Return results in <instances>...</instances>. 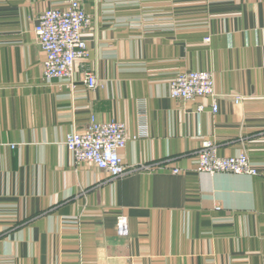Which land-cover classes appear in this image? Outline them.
I'll return each instance as SVG.
<instances>
[{"label": "crops", "instance_id": "obj_1", "mask_svg": "<svg viewBox=\"0 0 264 264\" xmlns=\"http://www.w3.org/2000/svg\"><path fill=\"white\" fill-rule=\"evenodd\" d=\"M66 2L0 0V264H264V0H87L72 84L44 77L35 35ZM190 70L212 72L217 111L170 96ZM92 117L126 124L125 164L162 166L110 179L76 164L66 138ZM207 141L259 174L197 172Z\"/></svg>", "mask_w": 264, "mask_h": 264}, {"label": "built area", "instance_id": "obj_2", "mask_svg": "<svg viewBox=\"0 0 264 264\" xmlns=\"http://www.w3.org/2000/svg\"><path fill=\"white\" fill-rule=\"evenodd\" d=\"M87 0H67L63 7H50L37 18L35 35L37 43L45 53L43 75L47 80L59 79L74 82L75 63L87 62L90 49L84 32L92 25V18L85 10ZM209 40V39H207ZM89 88L99 85L94 72H88L85 80ZM169 94L180 101H190L199 97L212 98L213 110H218L215 101V82L209 70H190L178 73L169 82ZM200 106L198 111H202ZM126 124L118 120L98 121L92 117L85 131H73L66 138L67 149L76 164H90L103 170L110 179L124 178L141 171L152 173L162 166V162L129 166L123 162L121 150L128 141ZM15 148V144H8ZM1 147V145H0ZM195 169L201 174L220 172L255 176L259 167L246 153L232 156L218 154L217 146L211 141L204 142L195 159ZM174 174H182L183 169L173 167ZM117 232L121 236L129 234V223L125 215L117 218Z\"/></svg>", "mask_w": 264, "mask_h": 264}]
</instances>
